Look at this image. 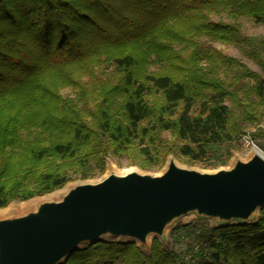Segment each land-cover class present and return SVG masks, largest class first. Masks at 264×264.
I'll return each mask as SVG.
<instances>
[{"label":"trees","instance_id":"obj_1","mask_svg":"<svg viewBox=\"0 0 264 264\" xmlns=\"http://www.w3.org/2000/svg\"><path fill=\"white\" fill-rule=\"evenodd\" d=\"M242 16L264 25V0H0V208L95 179L131 149L146 168L169 155L225 166L258 125L264 79L200 39L264 67ZM170 240L189 259L157 239L147 252L109 240L63 264H264V207L252 224L188 223Z\"/></svg>","mask_w":264,"mask_h":264},{"label":"water","instance_id":"obj_2","mask_svg":"<svg viewBox=\"0 0 264 264\" xmlns=\"http://www.w3.org/2000/svg\"><path fill=\"white\" fill-rule=\"evenodd\" d=\"M168 157L158 174L111 167L56 196L0 217V264H63L87 245L117 240L141 250L189 215L211 227L252 224L264 207V158L251 151L213 171Z\"/></svg>","mask_w":264,"mask_h":264},{"label":"rangeland","instance_id":"obj_3","mask_svg":"<svg viewBox=\"0 0 264 264\" xmlns=\"http://www.w3.org/2000/svg\"><path fill=\"white\" fill-rule=\"evenodd\" d=\"M215 11H218V12H215ZM211 12H212L210 14L211 21L216 22L219 19H222L223 21H228V19L225 18L226 15L223 11L216 9V10L211 11ZM240 25H241V31L245 35L256 37V38H259V39L264 41V25H262L260 23H256L253 18L246 17V16H242L240 18ZM200 41L205 43L206 45L211 46L212 48H214L216 50H219L224 55L238 60L243 65H245L246 68H248L252 72L259 75L262 79H264V67L261 66L259 63L254 62L248 53L241 51L239 48H237L235 46H232V45H229L226 43H222L220 41H215V40H212V39L207 38V37H202L200 39ZM261 56H262V59L264 60V48H263V51H261ZM109 70H110V68H109ZM244 82L248 83V84H252V82H249L248 80H244ZM60 91H61L60 93L62 95H69L71 93L70 89H67V88H61ZM251 100L254 103L258 102V100L255 96H251ZM258 110L260 111V114H261L258 125H255V126L249 125L246 127V134L237 139V141L235 143V147L231 151V156H230L227 164L223 167H229L235 159H241V160L246 159L249 156V154L251 153V151L254 149H258L260 151V153L264 156V108L262 106H259ZM257 128L260 130L259 131V137L252 138L250 136V133L255 132V130ZM164 135L167 136V133H164ZM168 138L171 139L169 135H168ZM247 139H249L248 141H251L252 144H247L246 143ZM168 157H173L180 165H183L186 167H191V168H196V169L201 170V171H213V170L220 168V167H218V168L212 169L209 166V164H205L207 162H205V163H203V162L191 163L186 158L180 157L178 155L177 156L169 155ZM145 158L146 157H144V155L139 152V149H137V150L131 149L128 151L120 152L119 154H116V155H111L106 160V166H105V171H104L103 175L107 172L109 167H111L113 170H115L117 172L137 170V171H140L143 173L158 174L162 171V169L166 163V160H167V158H166L162 167L154 166V167L146 168L143 164L144 163L143 161L145 160ZM103 175H101V176H103ZM101 176L96 177L95 179H98ZM91 180H94V179H91ZM73 182H76V181L69 182L65 186H63L61 189L55 190V191H53L49 194H45L43 196L35 197V198L29 199L27 201H13L12 203H10L5 208H9V207L21 208L22 206H25L29 203H34V202H36L42 198L49 197L52 195L56 196L61 191H63V189L67 185H69ZM5 208H0V210L5 209ZM203 222L204 221H198L196 216H194V215H189V216H186L184 218H181L180 220L175 222L171 227H169L166 230L165 235H164V239L161 241L162 245H164V247H166L168 249L175 250L177 253H179L181 255V258L189 259V254L183 253V247L181 245H177V244H174L173 242H171L170 235L172 233V230L177 226L185 225L188 223L198 224V223H203ZM207 224L210 225L209 222H207ZM181 232H182V230L180 229L176 233H181ZM151 242H152V240L149 241V245L145 248H142V250L147 252L150 249Z\"/></svg>","mask_w":264,"mask_h":264},{"label":"bare ground","instance_id":"obj_4","mask_svg":"<svg viewBox=\"0 0 264 264\" xmlns=\"http://www.w3.org/2000/svg\"><path fill=\"white\" fill-rule=\"evenodd\" d=\"M254 153L257 154V155H259V156H262L264 158V156L260 153V151L258 149H254ZM175 162L178 164L177 161H175ZM33 205H34V203H29V204H27L25 206H22L21 208H12V207H9V208L2 209V210H0V217L1 216H4V215H7V214H9V213H11L13 211L19 212V211L23 210L24 208L30 207V206H33Z\"/></svg>","mask_w":264,"mask_h":264},{"label":"built area","instance_id":"obj_5","mask_svg":"<svg viewBox=\"0 0 264 264\" xmlns=\"http://www.w3.org/2000/svg\"><path fill=\"white\" fill-rule=\"evenodd\" d=\"M248 140H249V139L246 140V143H247V144H252V142H251V141H248Z\"/></svg>","mask_w":264,"mask_h":264}]
</instances>
